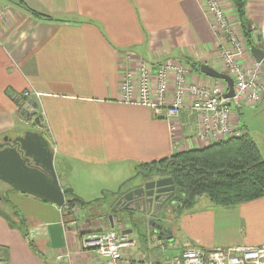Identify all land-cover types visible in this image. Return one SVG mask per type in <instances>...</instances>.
I'll return each mask as SVG.
<instances>
[{
	"label": "crops",
	"instance_id": "obj_1",
	"mask_svg": "<svg viewBox=\"0 0 264 264\" xmlns=\"http://www.w3.org/2000/svg\"><path fill=\"white\" fill-rule=\"evenodd\" d=\"M243 1L252 36L256 40L259 35L264 49V0ZM221 2L247 45L233 1ZM0 9V143L27 131L24 124L31 118L27 120L26 112L35 109L39 120L37 129L31 131L47 140L55 170L60 179L68 181L72 193L84 201L106 198L107 192L111 195L108 212H97L105 207L104 199L96 206V216L87 214L82 224L72 228L70 224L78 221L72 207L44 201L5 183L13 190H0L7 199L0 200V211L6 214H0V264H105V259L95 258L94 251L78 249L84 230L101 231L118 224L136 247L135 236L141 238L132 220L108 219L118 196L111 191L118 187L125 191L137 184L140 173L150 170L142 168L143 163L213 141L194 138L195 129L186 124L197 118L188 107L180 119L169 120L146 106L123 102L122 68L139 61L152 66L178 61L191 68L188 82L210 86L216 79L198 73L197 68L205 63L222 72L220 45L224 39L212 28L202 0H0ZM252 58L248 55L245 62ZM172 87L167 100L172 98ZM25 91L30 92L36 107H25L24 99L12 98ZM234 108L230 123L246 131L244 109ZM170 124L175 126L173 131ZM71 195L67 193L65 198ZM77 205L75 210L82 208ZM12 207L24 219L27 238L6 219ZM175 210L179 215L167 236L159 237L147 225L149 234L158 235L157 247L148 244L139 253L135 246L125 248V264H163L168 257L163 245L169 239H174L175 252L186 246L264 245V195L228 206L201 195L188 208H169L170 213ZM99 214L104 217L97 219ZM64 250L70 251V258L56 259Z\"/></svg>",
	"mask_w": 264,
	"mask_h": 264
},
{
	"label": "built area",
	"instance_id": "obj_2",
	"mask_svg": "<svg viewBox=\"0 0 264 264\" xmlns=\"http://www.w3.org/2000/svg\"><path fill=\"white\" fill-rule=\"evenodd\" d=\"M204 9L211 19L212 28L223 37L220 57L233 79L234 94L225 98L224 88L216 79L210 86L188 82L191 68L182 62L171 61L152 66L139 61L135 66L122 68L120 75L121 100L150 108L154 115L169 120L180 119L188 107L197 121L187 122V128L195 129L194 138L205 142L223 137L238 136L243 131L230 123L231 102L240 109L244 104L259 101L264 92V56L260 61L252 58L246 63L249 49L233 25L221 0H202ZM3 12L0 9V20ZM264 51V49H263ZM172 87V98L167 100ZM35 96L39 93L34 92ZM14 100L24 99L31 108L29 99L35 102L29 91L12 94ZM190 98V101H187ZM229 102V104H228ZM175 126L170 124V131ZM136 242L126 233L112 229L84 230L78 242L79 250H92L105 259L106 264H121L123 250L134 247ZM69 259L70 251L64 250L56 259ZM163 264H264V245H233L205 249L186 246L164 259Z\"/></svg>",
	"mask_w": 264,
	"mask_h": 264
},
{
	"label": "trees",
	"instance_id": "obj_3",
	"mask_svg": "<svg viewBox=\"0 0 264 264\" xmlns=\"http://www.w3.org/2000/svg\"><path fill=\"white\" fill-rule=\"evenodd\" d=\"M238 18L242 36L248 42L262 48L252 36L251 23L247 19L243 0H232ZM39 16L38 12L32 11ZM193 65V64H192ZM35 109L26 112L30 118ZM39 120L35 118V123ZM142 168L157 170L163 168V174L171 176L175 190L171 200L179 208L190 207L201 195L207 196L217 205H234L246 202L264 195V157L248 132L243 131L238 136L223 137L200 148H188L174 152L170 157L149 163H143ZM148 171V170H146ZM12 189V188H11ZM13 190V189H12ZM69 194V193H68ZM72 194L67 196L66 207L86 203L82 198ZM0 200H7L0 194ZM0 214L6 215L4 211ZM16 216L13 220L11 216ZM6 217L11 227H17L24 237H28L24 219L12 207V214ZM28 243L33 246L32 240Z\"/></svg>",
	"mask_w": 264,
	"mask_h": 264
},
{
	"label": "water",
	"instance_id": "obj_4",
	"mask_svg": "<svg viewBox=\"0 0 264 264\" xmlns=\"http://www.w3.org/2000/svg\"><path fill=\"white\" fill-rule=\"evenodd\" d=\"M250 54L257 61L264 56L262 48L247 42ZM199 71L211 78L222 80L226 84L225 98L234 94L233 79L225 73L202 63ZM32 107L36 102L29 99ZM229 104V102H228ZM27 107V105H25ZM163 168L155 172H141L137 184H132L127 190L120 187L112 193L118 195L108 219L121 222L124 219L143 221L146 215H158L165 205V200L173 194L175 185L173 178L163 174ZM0 181L13 189L33 195L44 201L63 206L65 195L72 193L68 181L59 178L53 164V153L47 140L38 132L27 130L14 139L4 138L0 143ZM167 195L164 199L163 196ZM171 204V203H170ZM169 207L168 205H165ZM152 215V216H154ZM138 216V217H135ZM154 227L159 237L164 234L161 224L149 218L145 221ZM169 233L170 231L165 230ZM170 236L167 238L169 239Z\"/></svg>",
	"mask_w": 264,
	"mask_h": 264
},
{
	"label": "rangeland",
	"instance_id": "obj_5",
	"mask_svg": "<svg viewBox=\"0 0 264 264\" xmlns=\"http://www.w3.org/2000/svg\"><path fill=\"white\" fill-rule=\"evenodd\" d=\"M197 70H199V69L197 68ZM197 72L201 73L199 71H197ZM222 72L227 73L226 68H224L222 70ZM218 81L224 88H226V84L222 80H218ZM263 94H264V92L262 93V96H263ZM262 96H261L259 101L250 102L249 104H244L243 107L240 109H242V110L244 109L243 110V117H242L243 126L245 127L246 132H248V134L255 141L262 157H264V96L263 97ZM246 105H251V107L246 108ZM234 107H235L234 103L231 102V104H230L231 110ZM234 110H235V108H234ZM37 114H39V113H37ZM33 116H35V115L30 116L31 122L24 124V127L27 128V130L37 129L36 125H35L36 116L35 117H33ZM38 117H39V115H38ZM30 118H27V120H29ZM54 168H55V166H54ZM144 173H145V171H144ZM1 187L8 188V186L3 182H0V190L2 189ZM8 189L9 190H7V191H9V192L12 191V190H10V188H8ZM111 192H113V191H111ZM103 197L104 196H102V199H97L98 197H93L92 200L85 201L86 203L82 204V206H81L82 208H78L76 210L74 207H72L71 208V211L73 212L72 215L76 216L80 223L78 221H75L73 224H70V226L73 228V227L77 226V224H82V222L84 220V219H82V217L86 216L87 214H89L92 217L96 216V215H94V214H96V213H94V212H96V206H98V205L101 206V203H102V201H104V199H106L105 200L106 202L104 205L105 207L100 208L99 210H97V212L98 211L100 213L101 212H103V213L108 212V210L106 208H108L107 207L108 203H109L108 200L111 199V195L107 192V197L106 198H103ZM77 206L80 207V205H77ZM113 206H114V203L111 206V209ZM174 207H176V206H174ZM152 215H154V214L146 215V218L142 219L143 221H139V219L135 220L134 231L141 236V238H138V236H135V239H137L139 242V245L137 247L135 246V249H134V251L136 253H139L142 251L144 252L143 249L145 246L147 247L148 244L149 245L153 244L154 246L157 247L158 235L156 234V232H151L150 234L148 233V231H147V225L148 224L145 222L147 219H149V218L154 219V221H157V223L162 224L164 226L163 228L166 229L167 231H169L170 227L173 225V222L174 223L176 222L177 216L179 214H178L177 210L170 213L169 208L164 205L163 208H161L160 213L158 215H154V216H152ZM97 216H99V218H97V219L104 217V216H101L100 214ZM135 217H138V216H135ZM64 219H66V224H68L69 220H68L67 214H64ZM103 220H105V219L103 218ZM88 221H90V217H88ZM149 226H151V225H149ZM103 229L104 230L112 229V230L120 232V230L118 229V224H115L114 227H110V228L104 227ZM172 240H174V239H172ZM172 240L171 239L167 240L166 242H168V245H166V246L163 245V247H164L163 254L165 256H170L172 253L175 252L173 244H171ZM138 248L140 249V251L138 250ZM147 252H149V251L147 250ZM175 253H177V252H175ZM95 258H98V256H95ZM122 262H123V264H125L124 260H122ZM122 262H121V264H122Z\"/></svg>",
	"mask_w": 264,
	"mask_h": 264
},
{
	"label": "flooded vegetation",
	"instance_id": "obj_6",
	"mask_svg": "<svg viewBox=\"0 0 264 264\" xmlns=\"http://www.w3.org/2000/svg\"><path fill=\"white\" fill-rule=\"evenodd\" d=\"M174 193V192H173ZM167 195H164L162 199H164ZM173 197V194H171L170 197H168L166 200H165V205H168L170 210L173 206H176V204L174 203L173 200H171V198ZM171 203V204H170ZM134 223H135V220H132ZM163 236H167V232H165V229H164V234Z\"/></svg>",
	"mask_w": 264,
	"mask_h": 264
}]
</instances>
